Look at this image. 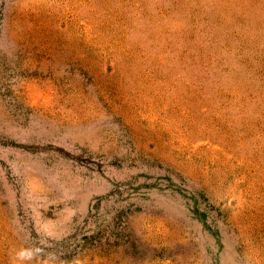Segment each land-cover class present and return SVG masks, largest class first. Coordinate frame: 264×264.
I'll return each instance as SVG.
<instances>
[{
    "label": "rangeland",
    "instance_id": "rangeland-1",
    "mask_svg": "<svg viewBox=\"0 0 264 264\" xmlns=\"http://www.w3.org/2000/svg\"><path fill=\"white\" fill-rule=\"evenodd\" d=\"M0 264H264V0H0Z\"/></svg>",
    "mask_w": 264,
    "mask_h": 264
}]
</instances>
